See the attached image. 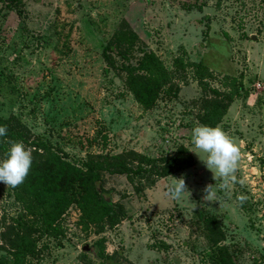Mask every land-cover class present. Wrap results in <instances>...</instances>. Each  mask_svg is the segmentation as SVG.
I'll list each match as a JSON object with an SVG mask.
<instances>
[{"label":"rangeland","instance_id":"1","mask_svg":"<svg viewBox=\"0 0 264 264\" xmlns=\"http://www.w3.org/2000/svg\"><path fill=\"white\" fill-rule=\"evenodd\" d=\"M122 21L136 38L122 43L124 55L106 50L109 64L102 50ZM147 52L162 83L142 109L123 69L140 71ZM204 109L241 148L242 184L225 189L190 151L199 153L193 128L215 118H202ZM0 115L72 161L109 164L121 153L128 168L100 173L105 197L122 207L118 221L98 214L81 222L71 204L58 220L61 233L37 244L40 257L18 263L97 264L102 245L106 264H210L201 220L212 215L235 264H264V0H0ZM178 146L190 166L162 177L148 166L134 172L138 154L160 157ZM181 177L190 195L172 199L168 185ZM208 185L213 202L203 197ZM20 209L0 183V264L12 259L2 238Z\"/></svg>","mask_w":264,"mask_h":264},{"label":"trees","instance_id":"2","mask_svg":"<svg viewBox=\"0 0 264 264\" xmlns=\"http://www.w3.org/2000/svg\"><path fill=\"white\" fill-rule=\"evenodd\" d=\"M135 38V32L125 21H122L105 44L102 50L103 58L109 64H113L106 50L124 55L122 43L127 42L131 46ZM157 62L154 55L147 52L141 58L140 71L129 65L124 66L123 69L125 87L142 109L151 107L160 92L162 82L159 77L162 74L157 73L159 71ZM209 114L215 116L214 111L204 109L201 117L207 118ZM207 120L203 124L213 127L218 121V116L212 120L207 118ZM16 125L13 118L0 115V126L7 127V135L0 137V160L6 157L10 144L13 142H22L29 147L33 158L25 181L14 189L10 187L14 199L21 206L15 217V224L5 228L8 235L2 238L12 257L10 264H20L17 262L18 256L27 255L38 259L41 255V246L44 244L39 246L37 244L43 238H55L61 233L58 220L71 204H74L79 211L81 222H86L94 215L102 214L114 223L123 216L121 205L112 204L105 197L100 184V173L104 169L112 172H127L123 154L110 155L114 161L106 163L107 165L92 158H86L80 162L72 161L51 140L24 134ZM156 161L160 162V166H157ZM192 163L193 159L188 150L184 146H178L172 154L160 157L138 154L134 172H139L148 166L155 175L162 177L184 169ZM201 224L207 231L206 238L213 253L210 264H235L227 247L219 244L223 233L217 225L215 216H206L204 220H201ZM95 255L100 259L97 264H106L105 258L110 256L103 254L102 245L96 250ZM256 264L262 263L256 262Z\"/></svg>","mask_w":264,"mask_h":264},{"label":"clouds","instance_id":"3","mask_svg":"<svg viewBox=\"0 0 264 264\" xmlns=\"http://www.w3.org/2000/svg\"><path fill=\"white\" fill-rule=\"evenodd\" d=\"M7 135V127L0 126V137ZM192 144L199 153L206 154L200 157L199 153L194 152L204 163L207 169L211 170L215 179L222 180V187L225 189L229 183H243L237 179L239 161L241 159V148L220 128L208 125H198L192 130ZM32 150L26 149L22 142L10 144L7 155L0 160V183L7 187L16 188L20 186L29 174L32 164ZM189 193L183 177L176 178V182L168 185L166 195L172 199H180L185 192ZM203 196L208 202L215 200V192L211 185L206 186ZM190 195V193H189ZM243 204L247 196L241 194L237 197Z\"/></svg>","mask_w":264,"mask_h":264},{"label":"water","instance_id":"4","mask_svg":"<svg viewBox=\"0 0 264 264\" xmlns=\"http://www.w3.org/2000/svg\"><path fill=\"white\" fill-rule=\"evenodd\" d=\"M249 39L250 40H254L255 39V36L253 35V34H251L250 36H249ZM88 248H87V246H86V244H82V246H81V250H87Z\"/></svg>","mask_w":264,"mask_h":264}]
</instances>
